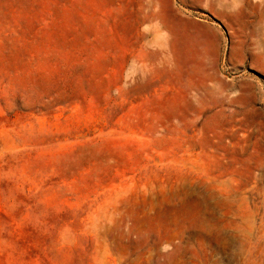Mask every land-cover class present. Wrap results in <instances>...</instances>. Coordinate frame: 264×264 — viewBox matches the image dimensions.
<instances>
[{
	"label": "rangeland",
	"instance_id": "rangeland-1",
	"mask_svg": "<svg viewBox=\"0 0 264 264\" xmlns=\"http://www.w3.org/2000/svg\"><path fill=\"white\" fill-rule=\"evenodd\" d=\"M211 4L0 0V264H264V0Z\"/></svg>",
	"mask_w": 264,
	"mask_h": 264
},
{
	"label": "bare ground",
	"instance_id": "bare-ground-1",
	"mask_svg": "<svg viewBox=\"0 0 264 264\" xmlns=\"http://www.w3.org/2000/svg\"><path fill=\"white\" fill-rule=\"evenodd\" d=\"M218 1L220 2L219 6L223 10V12H221V14L223 15V14H225L226 9H228V5L226 4V0H218ZM213 2H214V0H206V3L210 4V6L212 5L211 3H213ZM224 122H226V121H224Z\"/></svg>",
	"mask_w": 264,
	"mask_h": 264
}]
</instances>
